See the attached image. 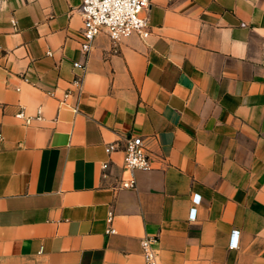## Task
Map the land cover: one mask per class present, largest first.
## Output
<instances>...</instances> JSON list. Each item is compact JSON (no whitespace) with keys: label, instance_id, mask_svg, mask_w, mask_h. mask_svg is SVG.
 Wrapping results in <instances>:
<instances>
[{"label":"crops","instance_id":"0c3cea01","mask_svg":"<svg viewBox=\"0 0 264 264\" xmlns=\"http://www.w3.org/2000/svg\"><path fill=\"white\" fill-rule=\"evenodd\" d=\"M80 5L0 9V264H145L147 236L160 264H264V0H150L144 34L88 55Z\"/></svg>","mask_w":264,"mask_h":264},{"label":"built area","instance_id":"2783aa9c","mask_svg":"<svg viewBox=\"0 0 264 264\" xmlns=\"http://www.w3.org/2000/svg\"><path fill=\"white\" fill-rule=\"evenodd\" d=\"M150 7V0H81L79 12L83 18L82 41L80 50L83 55H88L92 50L95 40L101 35L106 34L111 41L119 42L129 38L134 34L142 35L149 28V24L144 14ZM48 55H51L49 52ZM86 63L79 61L73 63V67L80 71L86 70ZM72 85L76 89L83 86V77L73 80ZM70 92L64 95L62 101L66 105V99ZM72 109L78 113V107ZM24 119L27 124L32 121L31 117H26L23 112L17 115ZM36 119H42V110L39 109ZM116 146L108 147L107 152L111 153ZM124 173L127 178L121 182L122 188H136V172L146 171L151 168V158L144 141L140 137H131L126 140L124 148ZM103 168H107L105 164ZM114 214L108 215L109 228L107 234H114L112 228ZM239 232L235 231L232 235L231 246L237 248L239 243ZM159 240L156 237L147 236L141 241L142 255L145 264H160L159 261Z\"/></svg>","mask_w":264,"mask_h":264},{"label":"rangeland","instance_id":"374dc122","mask_svg":"<svg viewBox=\"0 0 264 264\" xmlns=\"http://www.w3.org/2000/svg\"><path fill=\"white\" fill-rule=\"evenodd\" d=\"M5 3H6V0H0V9L2 8H4V6H5Z\"/></svg>","mask_w":264,"mask_h":264}]
</instances>
